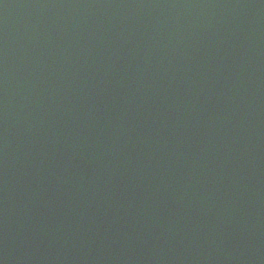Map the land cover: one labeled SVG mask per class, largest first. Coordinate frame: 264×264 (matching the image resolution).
I'll return each instance as SVG.
<instances>
[{"label":"water","instance_id":"1","mask_svg":"<svg viewBox=\"0 0 264 264\" xmlns=\"http://www.w3.org/2000/svg\"><path fill=\"white\" fill-rule=\"evenodd\" d=\"M0 264H264V0H0Z\"/></svg>","mask_w":264,"mask_h":264}]
</instances>
